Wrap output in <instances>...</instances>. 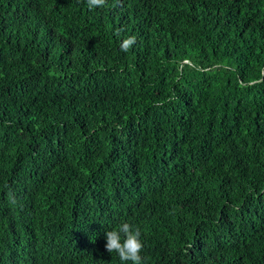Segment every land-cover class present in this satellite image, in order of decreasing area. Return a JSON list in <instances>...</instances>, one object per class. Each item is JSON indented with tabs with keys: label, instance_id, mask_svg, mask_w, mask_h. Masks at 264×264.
Returning <instances> with one entry per match:
<instances>
[{
	"label": "trees",
	"instance_id": "16d2710c",
	"mask_svg": "<svg viewBox=\"0 0 264 264\" xmlns=\"http://www.w3.org/2000/svg\"><path fill=\"white\" fill-rule=\"evenodd\" d=\"M122 221L264 264V0H0V264H131Z\"/></svg>",
	"mask_w": 264,
	"mask_h": 264
},
{
	"label": "clouds",
	"instance_id": "9594fccd",
	"mask_svg": "<svg viewBox=\"0 0 264 264\" xmlns=\"http://www.w3.org/2000/svg\"><path fill=\"white\" fill-rule=\"evenodd\" d=\"M89 9L104 7L106 0H86ZM135 43V37H128L121 43V50L127 52ZM141 229L127 221H122L116 228L105 231V249L109 253H116L122 262L142 264L141 255L144 244L141 240Z\"/></svg>",
	"mask_w": 264,
	"mask_h": 264
}]
</instances>
